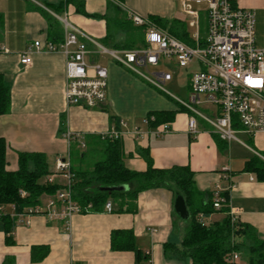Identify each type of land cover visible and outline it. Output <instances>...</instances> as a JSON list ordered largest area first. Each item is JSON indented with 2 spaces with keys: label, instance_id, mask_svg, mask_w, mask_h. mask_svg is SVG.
Instances as JSON below:
<instances>
[{
  "label": "crops",
  "instance_id": "crops-1",
  "mask_svg": "<svg viewBox=\"0 0 264 264\" xmlns=\"http://www.w3.org/2000/svg\"><path fill=\"white\" fill-rule=\"evenodd\" d=\"M59 1L0 0L3 17L0 74L10 93L9 111L0 116V137L7 146V170H16L19 152L42 153L50 181L65 185L66 178L55 171V160L67 155L70 160L71 152L82 149L80 143L85 149L87 139L102 136L113 128L119 129L122 162L127 169L143 172L146 169L143 153L148 154L157 169L189 167L197 192L212 194L219 188L221 195L226 194L228 209L236 213V221L252 227L258 238L264 240V182L243 171L248 159L264 153V134L251 137L253 148L234 142L249 153V156L241 154L236 158L228 154L231 144L220 141L200 119H196L199 133L191 137L187 133L189 114L174 99L179 98L164 88L169 80L163 83L166 93L162 92L117 64L108 54L99 53L94 46L93 43L109 51H124L106 48L102 43L106 27L104 20L97 16L106 14L108 0H84L87 16L77 14L71 6L59 15L65 16L71 25L92 40L87 41L90 53L85 56V62L106 69L104 102L92 108L66 106L65 59L60 52H35L32 49L31 63L20 64V56L27 47L35 41H47V23L39 10L56 18L45 4L55 5ZM177 2L124 0L122 7L135 16L153 15L166 20L167 24L173 21L183 24L177 14ZM235 2L240 8L254 11V42L256 47L264 49V0ZM186 33L188 45H193V35L187 30ZM122 38L121 34L116 35V41ZM172 64V60L160 58L157 66L167 68ZM157 66L148 67L151 70L148 73L169 74L156 71ZM188 88L189 78L185 100ZM205 108L200 110L207 115ZM159 113L170 117L169 121L155 124V114ZM149 116L153 121L145 124L144 120ZM120 121L126 124L124 128L118 127ZM163 124H167L169 130L155 135L154 131ZM67 131L73 134L72 145H68L63 137ZM173 204L174 197L169 190L155 188L138 194L133 213H118L119 203L112 201L110 212L75 214L68 225L48 221L42 216H31L28 225L16 220L11 242L7 240V234L0 231V264H191L186 257L168 256L163 251L164 243L179 247L187 227L186 221L175 214ZM223 218L224 215L221 220ZM210 219L211 216L208 221L216 222ZM113 231L130 233V243L140 253L138 258L132 250L111 249ZM32 248H46L47 253L34 261ZM38 252H34L35 257Z\"/></svg>",
  "mask_w": 264,
  "mask_h": 264
},
{
  "label": "built area",
  "instance_id": "built-area-1",
  "mask_svg": "<svg viewBox=\"0 0 264 264\" xmlns=\"http://www.w3.org/2000/svg\"><path fill=\"white\" fill-rule=\"evenodd\" d=\"M193 4H204L205 9L196 10ZM181 9L192 19L190 27H195L193 45H188L177 38L163 32L151 24L146 18L129 14L135 26H144V47L109 51L95 44L101 54H108L117 64L139 76L156 89L165 92L163 83L170 80L167 73L145 75L142 69L158 65L160 58L172 60L179 68H185L195 61L199 65L198 72L189 77L188 96L186 100L174 98L189 114L187 133L197 136V120L210 127V132L228 144L237 142L244 145L236 135L243 134L249 138L264 134V49L258 48L254 42L255 13L250 9L237 6L235 0H181ZM203 18L206 36L199 35L200 18ZM62 25L61 42L45 41L33 44L21 54L20 64L31 63L30 54L35 52L55 53L64 56V101L66 106H83L92 108L106 100L107 72L102 66L93 63L88 65L85 56L90 53L87 41L92 42L85 34L71 25L65 16H56ZM206 106V115L200 109ZM153 118L144 120L145 124ZM126 124L119 122L118 127ZM169 130L163 124L154 131L161 135ZM121 131L111 129L101 137L119 139ZM67 144L73 142V134L64 133ZM80 147L84 148L83 143ZM264 160L260 155H255ZM55 171L66 178L64 189L53 197H45V202L23 213H13L18 222L29 224L31 216H42L48 221H60L68 225L75 214L83 213L71 197L70 160L57 158ZM50 182V179H49ZM21 197L26 193L19 191ZM227 205L221 190L212 192V207L220 210ZM105 211H111V205L105 204ZM13 210V209H12ZM86 210V209H85ZM84 210V211H85ZM3 208L0 206V212ZM231 222H236V213L227 212ZM239 254L232 252L229 261L237 262Z\"/></svg>",
  "mask_w": 264,
  "mask_h": 264
},
{
  "label": "trees",
  "instance_id": "trees-1",
  "mask_svg": "<svg viewBox=\"0 0 264 264\" xmlns=\"http://www.w3.org/2000/svg\"><path fill=\"white\" fill-rule=\"evenodd\" d=\"M123 2L124 0H108L106 14L97 16L105 22L106 35L102 41L103 46L116 50L144 47L145 27L133 25L129 14L122 7ZM68 6L73 7L77 14L87 16L84 0H60L55 5L45 4V7L57 16ZM39 11L47 23V40L53 43L61 42V23L46 12ZM146 19L155 27L164 29L168 34L189 44L184 24L177 21L167 24L166 20L153 15L147 16ZM2 23L3 17L0 15V28ZM117 34L123 36L120 41H116ZM9 108V88L0 74V116L8 113ZM155 116V124L165 123L170 118L163 113ZM6 150V143L0 137V206L3 208L0 212V231L7 234V240L11 242V232L16 221V218L11 216L12 211L19 214L28 208L39 206L45 197H53L65 187L49 182L50 173L44 154L19 152L16 170L9 171L6 168ZM141 155L146 162V169L143 172L129 170L122 162L119 139L101 136L87 139L85 149L70 154V190L73 201L82 208L83 213L105 211V204L111 205L112 201L119 203L118 213H133L139 193L164 188L169 190L174 198L180 195L184 199L189 214L179 247L164 243L165 255L186 257L191 264H240V261H229V258L232 252L239 254L240 250H244L248 264H264V240L258 238L252 227L237 221L231 222L227 205L215 210L212 207V194L200 193L194 189L193 173L189 167L157 169L153 167L148 154ZM260 155L264 158V153ZM243 171L253 174L257 181L264 182V160L260 157L254 155L248 159ZM118 185H126L128 190L111 193L99 190L101 187ZM19 191L25 192L26 196L21 197ZM222 196L226 199V194ZM216 212L223 213L224 218L221 221L209 222L208 218ZM129 238V232L113 231L111 249L132 250L138 258L140 253L130 243ZM36 250L39 252L35 257ZM46 253V248H32V260L38 261Z\"/></svg>",
  "mask_w": 264,
  "mask_h": 264
},
{
  "label": "rangeland",
  "instance_id": "rangeland-1",
  "mask_svg": "<svg viewBox=\"0 0 264 264\" xmlns=\"http://www.w3.org/2000/svg\"><path fill=\"white\" fill-rule=\"evenodd\" d=\"M176 4H177V14H179V16H180L179 17L180 21L183 22V24L186 27V30L191 35H193L196 31V28L190 27V25H189L190 22H192V19L183 13V11L181 9V2L179 0ZM192 7L196 10H202V11L205 9L204 4L196 5V4L192 3ZM199 35L203 39L206 36L204 20L202 17L200 18V23H199ZM154 69L156 71L168 72L171 76V79L168 82H166V84L164 85V88L171 95L176 96L181 100H185L188 78L192 74L198 72L199 65L195 61H192L185 68H179L176 65L172 64V65L168 66L167 68L157 66ZM141 72L144 73L145 75L149 76L148 72H151V70H150V68H148V71L142 69ZM236 137L245 146H247L249 148H253L252 142L250 141V139H252V138H248V137L243 136V135H236ZM230 144H231V148H232L231 151L228 153L230 155V157L236 158V155L241 156V154L249 156V153L245 149H243V147L236 145V143H234V142H230ZM222 215H223V213H219V212L213 213L211 215L210 220L211 221H221ZM239 253H240V264H248L246 252L244 250H240Z\"/></svg>",
  "mask_w": 264,
  "mask_h": 264
},
{
  "label": "water",
  "instance_id": "water-1",
  "mask_svg": "<svg viewBox=\"0 0 264 264\" xmlns=\"http://www.w3.org/2000/svg\"><path fill=\"white\" fill-rule=\"evenodd\" d=\"M100 191L111 193V192H125L128 190V186L126 185H118L112 187H101L99 188ZM174 212L178 216V218L182 221H186L188 219V210L185 205L184 199L178 195L174 198L173 204Z\"/></svg>",
  "mask_w": 264,
  "mask_h": 264
}]
</instances>
